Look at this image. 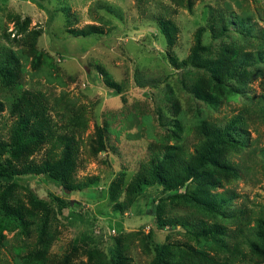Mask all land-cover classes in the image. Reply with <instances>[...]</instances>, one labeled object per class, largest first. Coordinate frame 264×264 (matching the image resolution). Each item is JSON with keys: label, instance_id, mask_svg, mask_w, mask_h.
<instances>
[{"label": "rangeland", "instance_id": "rangeland-1", "mask_svg": "<svg viewBox=\"0 0 264 264\" xmlns=\"http://www.w3.org/2000/svg\"><path fill=\"white\" fill-rule=\"evenodd\" d=\"M198 29L210 51L196 54L195 63L216 60L219 79L240 55L255 66L237 68L220 86L200 68L172 64L170 58L191 55ZM261 29L264 0H0V60L11 51L18 62L8 80L0 78V144L6 146L0 163L10 160L11 108L23 91L40 93L54 131L72 139L71 150L35 142L11 164L17 170L53 165L70 154L64 181L73 187L47 175L18 177L8 204L22 219L3 228L0 213V264H114L117 251L128 264H151L155 249L167 244L170 264L180 253L183 264L206 254L229 264H264V237L256 240L261 254L245 238L258 230L256 219L264 231V54L253 64L264 49L256 38ZM200 91L219 96L217 106L199 99ZM237 115L245 118L238 129L247 143L220 147L213 165H238L241 172L224 175L211 164L199 171L218 185L205 192L234 190L231 211H247L243 225L228 224L229 235L236 234L227 237L231 252L224 255L209 236L194 234L200 223L226 220L191 203L188 194L198 195L191 179L171 192L178 198L160 204L156 185L133 199L126 189L155 151L171 150L195 165L209 127L223 128ZM5 189L0 180V195ZM158 204L162 220L191 226L158 229Z\"/></svg>", "mask_w": 264, "mask_h": 264}, {"label": "trees", "instance_id": "trees-1", "mask_svg": "<svg viewBox=\"0 0 264 264\" xmlns=\"http://www.w3.org/2000/svg\"><path fill=\"white\" fill-rule=\"evenodd\" d=\"M249 22V19H247ZM163 24H161L162 26ZM244 27V24L240 26ZM222 31L226 30V24L224 22ZM203 29H198L196 32V46L193 48L191 55L181 62H178L176 58H170L172 64L175 66H193L200 68L209 74L211 80L215 83L218 82L220 86L224 85L227 80L231 77V73L241 68L242 66H248L251 63L248 59H242L241 55L236 60L233 61L231 68L227 69L225 76L222 79L217 77L218 65L217 61L214 59H208L201 63H195V56L202 51H210L209 47L202 46L201 44V33ZM84 33L83 31L80 34ZM259 34L256 35V38L264 48V29H261ZM264 54V49L255 52L254 63L257 64L258 60ZM251 57V56H250ZM252 58V57H251ZM252 65V64H251ZM18 66V62L15 59V56L11 51H8L7 55L0 60V78H5L8 80L12 71ZM255 65H252V67ZM208 86H211L209 83ZM228 93V91H227ZM197 97L204 101L207 105L216 107L218 104L219 96L217 95H206L204 91L196 93ZM221 96V95H220ZM42 96L40 93H32V91H23L18 97L16 103L13 105L15 108H11V113L14 116V122L11 127V145L7 153L10 156V160L6 163H0V180L2 183H6V189L0 195V213L1 214V224L3 228H7L16 221H20L22 217L19 216V211L16 207H10L8 204V197L14 188L17 187L16 180L19 176L22 175H47L51 179L58 181L61 184H64L67 189L73 190V187L68 186L65 183V167L70 165V154L64 156L62 160H58L53 165L44 164L42 166L35 167H26L24 169L17 170L11 164L12 160H18L27 149V146L35 142H44L46 140L51 142V145L54 149L59 150L63 153H69L72 147V139L58 135L54 131V126L51 124L48 109L44 106L42 101ZM259 117L264 123V94L259 101ZM245 122V118L242 115H237L227 121L223 128L220 127H209L206 125V121L202 124H205L206 129H208V138L204 147H200V151L195 153L193 159L194 164L184 158H176V155H171L172 151L153 152L150 161L146 164L143 171L136 177L135 183H130L126 189L127 195L132 199L138 195L142 194V191L147 187H154L155 185L161 188V194L158 197L159 204L165 201H172L178 198V195H171L173 190H177L179 186L186 184L188 180H192L191 185L194 191H198V195L188 194L190 197L191 203L205 211L216 212L217 215L222 216L226 222L223 220L218 224L206 225L200 223L197 228V233H194L199 236H209L214 240L213 245L215 246L214 251L220 252L224 255L231 252V244L226 241L227 237H234L229 235L228 224L234 220L242 222V225L247 219V211L244 209H236L231 211L232 202L237 198V194L234 190H222V192L209 193L205 192V188H214L217 189L218 185L214 184V181L208 179L202 180L199 171L204 170L202 167L211 164V167H214L215 170L221 172L224 175L237 176L241 172V167L238 165L232 164H214V156L220 155V147L232 146V144L237 143L241 144L242 142L247 143L245 138V133H242L238 129L240 125ZM101 147L104 148L103 141H100ZM6 146L0 144V154L5 152ZM264 165V149L260 151ZM178 157V156H177ZM214 184V185H213ZM180 188V187H179ZM204 188V189H203ZM155 207L154 212V222L158 229L163 228H173L174 226H181L183 229H187L191 226L187 221H164L161 219L160 215V205ZM238 212V218L235 213ZM3 216V217H2ZM257 228L255 232H252L250 236H245L248 239L250 249L257 254H261V251L258 249L256 240H259L264 237L263 231V222L260 219H256ZM194 227V226H192ZM195 228V227H194ZM242 228V227H241ZM254 231V229H252ZM238 237L241 235L237 233ZM151 236V235H150ZM213 237V238H212ZM246 241H239L238 244H248ZM172 245L167 244L158 246L156 254L153 258L151 264H170L168 258L173 255V251H170ZM180 246L175 247L173 250L179 249ZM243 251V250H242ZM183 252V250H180ZM238 252V251H237ZM220 253H217L218 255ZM184 253H180L178 263L174 264H183L182 261L185 259L183 257ZM218 256H213L206 254L205 259L202 261H196L191 259H186L188 262L186 264H229L227 262L221 261L217 258ZM114 264H128L125 257L121 254V251H117L113 255ZM119 260V261H118ZM122 261V262H120ZM207 263H204V262ZM116 262V263H115Z\"/></svg>", "mask_w": 264, "mask_h": 264}]
</instances>
